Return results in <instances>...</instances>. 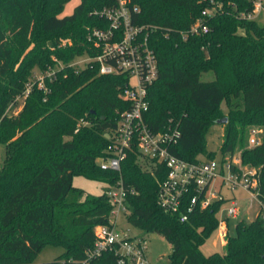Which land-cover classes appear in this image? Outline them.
<instances>
[{
	"label": "trees",
	"instance_id": "obj_1",
	"mask_svg": "<svg viewBox=\"0 0 264 264\" xmlns=\"http://www.w3.org/2000/svg\"><path fill=\"white\" fill-rule=\"evenodd\" d=\"M68 1L0 0V143L5 150L0 164V264L83 259L95 243V227L111 224L114 206L108 189L120 179L128 188V222L143 233L163 235L171 244L170 264H264L261 215L240 221L224 252L207 256L200 246L218 228L224 201L195 208L182 221L184 208L173 213L159 204L167 168L143 158L137 145L128 152L121 173L101 168L97 159L108 155V135L120 111L130 107L120 96L128 76L100 74L96 61L79 69L72 65L77 57L94 54L88 27L107 21L92 12L109 2L81 0L71 15L61 17ZM218 2L222 8L206 20L209 30L184 38L209 6L207 0H130L132 22L149 30L158 60L159 75L148 87L144 119L155 131L166 130L171 119L179 123L181 136L171 151L196 161L215 158L205 135L228 116L222 154L238 148L242 162L258 169L264 201V140L248 145L250 129H264V23L240 16L252 8L249 0ZM35 68L41 73L56 69L53 80L45 79L50 91L36 82L22 110L10 116V103L24 93ZM205 73L213 78L204 80ZM223 102L228 114L221 111ZM76 175L105 183V190L92 194L76 187ZM48 244L62 247L63 253L36 263ZM91 264H118L117 256L105 251Z\"/></svg>",
	"mask_w": 264,
	"mask_h": 264
},
{
	"label": "built area",
	"instance_id": "obj_2",
	"mask_svg": "<svg viewBox=\"0 0 264 264\" xmlns=\"http://www.w3.org/2000/svg\"><path fill=\"white\" fill-rule=\"evenodd\" d=\"M107 1L108 4L95 8L92 12L107 22L102 26L88 27L87 40L94 54H84V63L86 66L89 62L96 61L100 74H126L128 83L120 96L130 102V107L120 111L116 128L109 135L111 141L106 149L108 155L99 157L97 162L103 169L121 173L122 163L128 152L137 145L143 158L163 164L167 168V175L159 187V204L173 213L184 208L185 211L181 212L180 217L182 221L187 220L189 212L195 208H207L217 201H229L225 215L218 217V228L221 229L225 243L229 235V219L240 215V203L236 197L227 198L223 194L224 188L243 189L249 195L250 207L257 204L260 207L258 215L264 218V201L259 196L258 169L244 164L241 152L229 153L220 160L201 156L196 161H189L171 151V147L181 136L179 123H174L171 119L166 130L155 131L144 119L149 109L148 87L159 75L157 56L149 43V30L132 22L130 0ZM207 1L209 6L203 9L201 16L183 33L184 38L209 30L206 20L222 8V3H216V0ZM249 1L252 8L241 12L240 16L259 21L264 16V0ZM134 10H137L136 6ZM75 60L72 65L79 69ZM55 70L49 68L39 77L34 75L23 93L24 98L36 82L44 91H50L45 79L48 77L53 80ZM261 133L259 127L250 129L251 146L261 143ZM190 193L193 195L187 201L186 197ZM108 195L114 206L110 217L111 224L95 227V243L86 251L83 259L64 257L58 259L56 264H91L93 259L105 251L114 252L118 264H151L148 240L142 235L120 234L116 220L113 219L121 211L125 214L130 212L127 205L128 188L124 181L120 179L115 185H110Z\"/></svg>",
	"mask_w": 264,
	"mask_h": 264
},
{
	"label": "rangeland",
	"instance_id": "obj_3",
	"mask_svg": "<svg viewBox=\"0 0 264 264\" xmlns=\"http://www.w3.org/2000/svg\"><path fill=\"white\" fill-rule=\"evenodd\" d=\"M81 3V0H70L68 1L65 6L64 10L60 14L61 17L71 15L75 7ZM260 22L264 23V16H262L259 19ZM243 32V31H242ZM86 56H79L75 61L78 62V66L80 68L85 66L84 58ZM60 63H57L56 66H60ZM41 71L38 68L33 69V75L39 77L41 76ZM204 80L212 79L213 74L211 73H205L202 77ZM25 103V98L23 96V93H20L16 96V99L10 103L7 113L10 116L17 115L23 108V105ZM221 111L224 114H228L229 109L227 107L226 102H223L221 105ZM228 118V116H225ZM228 121V120H227ZM261 129V132L263 133L264 129L263 127H259ZM261 133V142H263L264 137ZM225 134V127L224 123L222 124H213L208 132L205 135L206 139V145L208 151H211L214 153L215 158L220 160L223 157L221 146L223 143ZM249 136L248 134V145L249 144ZM241 152L240 149H236L234 153ZM5 154L4 145L0 143V164L3 161ZM73 184L76 187H80L84 189L88 193L92 194H101L106 187V184L95 179H90L84 175H76L73 179ZM223 194L227 198L236 197L239 200L240 203V215L233 219H229V234L234 235L236 233V225L240 221H246L250 222L254 220L260 210V207L256 204L254 207H250L249 204V195L243 190V189H223ZM229 201L225 202L219 212L218 217H222L225 215V210L229 206ZM116 220V225L118 232L120 234H128L130 236L134 235H144V237L148 240L149 243V249H148V257L150 259L151 264H170L169 261V254L171 253V244L169 241L161 234L159 233H143L139 228L133 226L131 223L128 222L125 212L121 211L113 218ZM228 238L224 241L223 235L221 233V229L217 228L213 234L200 246L201 251L205 255H210L214 252H224L225 248L224 245L226 244ZM64 249L60 246H55L48 244L43 247V249L39 252V254L35 258L36 263H42V262H50L53 261L56 257L61 255L63 253Z\"/></svg>",
	"mask_w": 264,
	"mask_h": 264
},
{
	"label": "water",
	"instance_id": "obj_4",
	"mask_svg": "<svg viewBox=\"0 0 264 264\" xmlns=\"http://www.w3.org/2000/svg\"><path fill=\"white\" fill-rule=\"evenodd\" d=\"M227 120H228V118H227V117H224V118L218 119V120H217V124L226 123V122H227ZM108 136H109V135H108Z\"/></svg>",
	"mask_w": 264,
	"mask_h": 264
},
{
	"label": "crops",
	"instance_id": "obj_5",
	"mask_svg": "<svg viewBox=\"0 0 264 264\" xmlns=\"http://www.w3.org/2000/svg\"><path fill=\"white\" fill-rule=\"evenodd\" d=\"M142 236H144V235H142Z\"/></svg>",
	"mask_w": 264,
	"mask_h": 264
}]
</instances>
